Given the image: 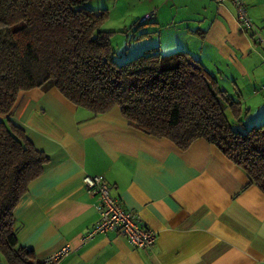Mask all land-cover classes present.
I'll list each match as a JSON object with an SVG mask.
<instances>
[{
    "label": "crops",
    "instance_id": "0c3cea01",
    "mask_svg": "<svg viewBox=\"0 0 264 264\" xmlns=\"http://www.w3.org/2000/svg\"><path fill=\"white\" fill-rule=\"evenodd\" d=\"M245 2L264 34V0ZM183 9L179 22L144 29L157 33L149 47L188 52L244 109L237 83H264L263 50L231 3L187 0ZM9 119L49 158L14 209L16 239L36 260L69 244L54 264H264V192L214 145L197 139L181 150L131 125L118 107L94 116L53 87L20 92ZM86 174L102 175L111 195L138 212L156 233L151 248L115 232L81 244L98 219Z\"/></svg>",
    "mask_w": 264,
    "mask_h": 264
},
{
    "label": "trees",
    "instance_id": "16d2710c",
    "mask_svg": "<svg viewBox=\"0 0 264 264\" xmlns=\"http://www.w3.org/2000/svg\"><path fill=\"white\" fill-rule=\"evenodd\" d=\"M89 1L0 0L3 264H42L16 239L14 209L49 161L9 119L20 92L53 87L94 116L118 107L131 125L181 150L203 139L264 192V121L234 129L231 121L243 126L241 118L248 110L186 51L162 55L158 46L149 47L117 64L110 43L113 31L102 29L108 9H92ZM138 23L144 24L140 19Z\"/></svg>",
    "mask_w": 264,
    "mask_h": 264
},
{
    "label": "rangeland",
    "instance_id": "374dc122",
    "mask_svg": "<svg viewBox=\"0 0 264 264\" xmlns=\"http://www.w3.org/2000/svg\"><path fill=\"white\" fill-rule=\"evenodd\" d=\"M184 2L187 0H90L88 6L92 9H108L109 15L102 24V29L113 31L110 36L113 59L120 64L127 60V54H134L129 56L132 58L149 48L150 44H157V33L150 32L148 36L141 34L145 28L149 31L157 30L155 22L166 24L182 20L186 16ZM151 11L157 15V19L151 18L146 24L139 25L137 20ZM133 23L135 24L132 26ZM237 88L242 96L239 100L243 108L248 109V113L242 117L245 126L238 125L234 120L231 125L234 129L243 131L246 127L264 121V83H237Z\"/></svg>",
    "mask_w": 264,
    "mask_h": 264
},
{
    "label": "built area",
    "instance_id": "2783aa9c",
    "mask_svg": "<svg viewBox=\"0 0 264 264\" xmlns=\"http://www.w3.org/2000/svg\"><path fill=\"white\" fill-rule=\"evenodd\" d=\"M217 5L231 3L236 11V19L244 33H251L255 42L264 52V34L253 24L247 11L245 0H213ZM155 18L154 11L144 15L140 21L145 22ZM87 193L96 197L95 208L98 219L80 238L81 244L100 234L115 232L123 236L137 249H149L156 240V233L149 229L141 220L136 210L122 206L120 201L113 197L110 188L102 175H84L82 178ZM71 251V246L65 244L55 252L39 260L42 264H54ZM0 264H3L0 258Z\"/></svg>",
    "mask_w": 264,
    "mask_h": 264
}]
</instances>
